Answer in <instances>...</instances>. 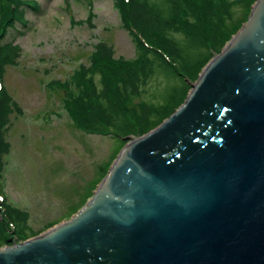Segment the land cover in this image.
<instances>
[{
	"label": "water",
	"instance_id": "1",
	"mask_svg": "<svg viewBox=\"0 0 264 264\" xmlns=\"http://www.w3.org/2000/svg\"><path fill=\"white\" fill-rule=\"evenodd\" d=\"M0 264H264V0L86 203Z\"/></svg>",
	"mask_w": 264,
	"mask_h": 264
},
{
	"label": "rangeland",
	"instance_id": "2",
	"mask_svg": "<svg viewBox=\"0 0 264 264\" xmlns=\"http://www.w3.org/2000/svg\"><path fill=\"white\" fill-rule=\"evenodd\" d=\"M35 1L36 10L24 8L25 24L17 22L8 29L4 42L18 44L21 55L15 65L5 67L2 78L22 114L10 115L5 135L10 149L3 157L0 186L9 204L29 212L30 237L69 220L93 195L129 141V136L118 138L81 129L70 115V104H66L67 90L55 82L71 81L80 65L90 63L99 41L111 45L116 58L132 60L138 53L114 0ZM234 10L230 26L237 28L236 33L248 15L242 7ZM89 12L93 27L87 21ZM216 54H210L195 78L182 85L171 112L185 100L191 83ZM165 85L163 77L153 79L130 105L160 102ZM68 92H76L73 84ZM13 241L2 246H11Z\"/></svg>",
	"mask_w": 264,
	"mask_h": 264
},
{
	"label": "trees",
	"instance_id": "3",
	"mask_svg": "<svg viewBox=\"0 0 264 264\" xmlns=\"http://www.w3.org/2000/svg\"><path fill=\"white\" fill-rule=\"evenodd\" d=\"M255 0H114L123 25L132 35L137 55L132 60L114 57L103 41L94 45L88 65H80L71 81L55 82L66 89L70 115L87 133H111L123 138L140 136L160 124L178 102L182 85L193 80L213 52L219 53L237 28H231L239 6L250 10ZM37 9L35 0H0V180L10 115L22 114L2 83L7 65H15L21 47L4 42L9 28L25 24V7ZM246 15V16H247ZM93 18L89 12L87 21ZM91 27H93L91 25ZM209 53V55H207ZM166 80L161 101L131 106L153 79ZM97 78V80H95ZM73 84L76 92H68ZM0 246L12 237L24 240L29 212L9 204L0 186Z\"/></svg>",
	"mask_w": 264,
	"mask_h": 264
}]
</instances>
